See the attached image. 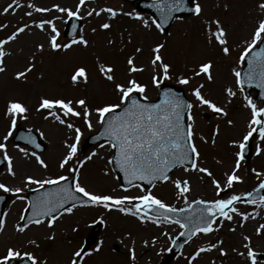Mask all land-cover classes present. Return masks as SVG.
I'll return each instance as SVG.
<instances>
[{"label": "rangeland", "instance_id": "rangeland-1", "mask_svg": "<svg viewBox=\"0 0 264 264\" xmlns=\"http://www.w3.org/2000/svg\"><path fill=\"white\" fill-rule=\"evenodd\" d=\"M11 0H0V11L6 7ZM25 5L15 11L0 15V24L7 27L0 29V39L6 38L17 26L32 23L39 19H52L60 35L57 38L59 44L70 43L72 39H78L80 35L88 41L87 46L73 45L67 50H52L48 40L51 35L50 28L41 31L34 26L26 29L17 40L4 46L8 53L3 58L4 72H0V142L6 134L10 120L5 116L6 105L9 100L19 101L28 109L27 119L17 117L19 125L13 129V134L18 128L32 129L45 143L43 152L37 153L48 165L42 168L36 163L35 158L30 155L33 152L29 147L20 145L11 140L6 143L8 156L12 158V167L15 176L9 175L7 161L0 169V183L9 188H24L26 176L37 179L54 178L59 175L70 176L68 167L76 165L78 160L96 152L90 161H85L80 168V182L90 192L97 194H110L113 196L139 195L140 189L129 188L127 192L120 186L119 181L108 163L112 155V149L107 143L92 145L81 153L88 135L98 130L99 125L95 123L96 117L93 113V129L91 131L80 119L71 122L81 129V138L78 144L77 156L66 166L65 169L58 167V162L66 153L65 142L72 143L74 132L62 125L56 124L51 118L44 119L46 112H38L39 101L42 97L85 99L90 108L107 102H116L117 96L113 92L112 82L105 80L98 66L100 64L114 67L116 83H124L129 78L127 72V59L131 56L137 67H142L143 72L133 73L131 78L146 85L145 95L149 100L157 96L158 89L151 84L153 68L150 64L152 59L151 49L157 44H163L160 55L163 62L171 66V79L162 82L172 83L182 87L189 102L193 100L191 90L200 83L204 84L202 92L205 96L218 106L224 107L227 116H219L206 108L193 109L195 118V139L197 149L200 152L198 166L206 167L212 172V177L190 171L185 173L183 168H177L170 173L171 179H187L190 182L191 191L186 193L189 202L195 199L206 201L218 198H227L232 194H243L249 191L264 175L257 177L252 171L264 174V141H260L258 133L249 140L250 158L248 161L241 160L237 175L243 180L242 183L234 184L230 189H225L219 196L211 183L215 178L224 186V174L234 167L235 155L238 148L232 142L239 141L247 131L250 119V110L245 106L244 96L253 97L255 92L247 94L240 93L234 84L232 69H240L236 61L239 53L251 40V35L259 19L264 18V13L258 5L264 0H195L201 5L202 12L199 16L189 15L180 20L174 19L169 26L168 32L163 33L152 27L145 29L142 24L124 15V13L137 12L130 4L123 0H86L80 9L81 24L74 38H63V30L67 20L65 13L57 12L53 5L69 8L75 11L79 0H18ZM33 3L38 7L52 9L47 13H35L32 17L24 15L29 9L27 3ZM112 8L119 14L110 18L107 13L100 16H88L87 13L93 9ZM145 19L152 18L147 14L139 13ZM219 20L227 32L228 47L230 55L225 57L219 50L220 46L215 42L212 33L216 26L211 22ZM110 23V29H102L100 25ZM95 29V31H93ZM111 41V43H109ZM44 46L43 51L38 45ZM139 47L141 52L135 49ZM211 61L213 67L211 73L212 82H208L203 76L195 77L189 85H180L176 78L180 75L191 76V70L198 68L199 64ZM31 64L32 70L25 77L16 79V73L24 71ZM86 70V82L81 80L77 84L71 82V75L77 68ZM232 87L237 95L230 99L225 94V88ZM258 107H264L260 101L256 102ZM228 120L232 124L227 123ZM219 132L213 135L216 127ZM43 133V136L40 134ZM203 137V142L200 138ZM213 139L215 144L212 143ZM104 144V147H100ZM261 148L259 155L256 154L257 146ZM26 148L29 155L18 150V147ZM3 158V153L0 152ZM35 185L29 188H35ZM29 188H24L19 194L7 192L8 199L3 207L6 224L0 231V256L5 254L8 247H12L21 253L31 252L39 259L46 260L47 264H69L71 254L80 249L87 233L94 225L93 221L101 218L104 223L97 232L96 238L86 252L92 253L85 256L82 264H188L189 258L199 247H207L209 243L223 241L221 248L227 253L221 256L219 248L210 252L202 253L193 264H250L246 257V249L243 247L245 241L243 236L251 238V247L257 254L264 255V232L256 234V228L264 224V209L255 208L253 205L239 203L236 207L242 212H251L256 215L255 219L249 218L241 221L239 216L233 217V221H221L218 219L214 227L219 230L208 235H197L183 245L182 250L174 258L166 256L165 249L170 245L172 239L180 232L175 224L160 223L159 226L151 222L141 224L136 218L125 215L118 211H106L102 207L91 205H78L72 214L60 215L53 228H48L46 222L40 226L31 225L24 233L15 230V225L21 223L20 217L24 212L27 201L17 199V195L25 194ZM150 190L154 195L165 203L180 208L185 206L183 198L177 199L174 185L169 182H157L155 187H142ZM2 190H0L1 192ZM3 192V191H2ZM6 214V215H5ZM243 223V227L240 224ZM76 228L77 231H73ZM234 228L235 231H230ZM48 236H54L49 240ZM35 241V244L30 243ZM100 246L98 252L93 250ZM129 249H133L135 260L130 259ZM235 249V251H233ZM244 252L245 256L238 253ZM257 264H264V259L257 258Z\"/></svg>", "mask_w": 264, "mask_h": 264}, {"label": "snow or ice", "instance_id": "snow-or-ice-1", "mask_svg": "<svg viewBox=\"0 0 264 264\" xmlns=\"http://www.w3.org/2000/svg\"><path fill=\"white\" fill-rule=\"evenodd\" d=\"M86 0H79L76 5L75 11L69 8L53 5L57 12L65 13L69 18H81L80 9L84 6ZM191 7H186V0H152L148 7L155 10L158 14V19L151 20L145 19L139 13H124L139 21L145 29H155L163 31V25L169 21L182 19L178 13L190 12L194 16H199L202 12L201 5L195 0H191ZM25 7L18 2V0H11V2L0 11V15L15 13L16 10ZM26 7L29 9L25 11L24 15L32 17L35 13H47L52 9L38 7L33 3H27ZM258 8L264 13V2L258 5ZM101 13H107L110 18H115L119 13L112 8H101L98 11L93 9L87 13L88 16H100ZM216 26V31L212 33L215 42L220 46L219 50L227 57L230 55V48L228 47L227 32L221 25L219 20L211 22ZM35 27L41 31H45L46 27L50 28L51 35L48 43L52 50H67L73 45L87 46L88 41L83 35L78 39L74 38L70 43L59 44L57 38L60 35L52 19H39L32 21V23H25L22 26H17L6 38L0 39V72H4L3 58L8 54L4 51V46L10 42L17 40V38L31 27ZM6 24H0V29L6 28ZM102 29H110V23H103L100 25ZM75 30V26H73ZM95 31V29H93ZM111 43V41H109ZM264 18L259 19L256 27L254 28L251 40L246 44L243 50L239 53L237 58V65L240 69H232L234 76V84L243 94L244 86L247 84L249 87L255 86L264 90ZM40 51H43L42 44L37 46ZM163 44H157L151 49L152 59L150 64L153 68V75L151 76V84L157 89L160 88L162 81L171 79L170 68L171 66L163 62L160 55ZM258 49V50H257ZM137 53L142 49L137 47ZM127 72L129 78L124 83H116L114 72L115 69L111 65L100 64L98 71L102 77L108 82L113 84V92L117 96L116 102H107L90 108L85 99H77L75 101L63 98H46L42 97L39 101V106L36 109L38 112L44 111L47 115L44 116L45 120L52 119L56 124L66 127L68 130L74 132V140L72 143L65 142L66 153L58 162L60 169H65L74 158L77 156L78 144L81 138V129L76 127L73 119L82 120L83 124L89 131L93 129L92 116L95 114V123L99 125L98 134L96 139L104 138L108 146L112 149V155L108 159L109 164L119 169L123 174L125 183L130 188L140 189L139 195H123L113 196L110 194H97L90 192L80 182V168L84 165L85 161H90L97 153L93 152L91 155L86 156L83 160H78L76 165L68 167V172L71 174V184H62L68 181L69 176L59 175L54 178L37 179L32 176H26L24 179V188H29L35 185V188H29L30 191L40 192L32 201L26 205L25 211L31 208L32 214L27 217L26 223H18L15 225V230L19 233H24L31 225L40 226L46 222L48 228H53L55 222L60 215L64 213L72 214L74 209L80 205H91L102 207L106 211H118L125 215L136 218L141 224L151 222L159 226L160 223L175 224L180 229L185 230L188 234V239L191 240L197 235H208L219 230L222 226V221H233V217L239 216L241 221H247L249 218L255 219L259 213L242 212L236 205L239 203L253 205L255 208L264 209V195H261V190H264V179L259 180V183L251 191L243 194H232L227 198H218L211 201L202 199H195L191 202L188 201L186 193L191 191L190 182L187 179H171L170 173L172 170L180 167L184 172L194 171L212 177V172L206 167L198 166L200 159V152L194 142L195 139V118L193 109L206 108L212 113L219 116H227L224 107L218 106L217 103L207 98L202 92L204 84L200 83L191 90L192 101H186L184 98L178 96L170 89L164 90L160 93L157 102L149 101L146 92V85L138 80L131 78L133 73L143 72L142 67H137L134 63V58L129 57L126 61ZM246 64V68L244 65ZM213 65L211 61L199 64L198 68L191 70L192 75H180L176 78V82L180 85H189L191 80L195 77H205L208 82H212L213 76L211 73ZM32 70L31 64L24 71L16 73V79L26 76L27 72ZM71 82L75 85L81 80H87L86 70L83 67L77 68L70 77ZM225 94L230 99L235 97L237 93L233 91L232 87L225 88ZM245 106L250 110V119L248 121L247 131L242 135L241 140L233 141L234 147L238 151L234 153L235 162L234 167L228 173L224 174V186L215 178H212L211 183L216 190L217 196L225 189H230L234 184L242 183L243 180L236 173L240 169L241 160L244 159V151L247 143L253 138L254 134L258 133L260 141H264V107H258L249 96H244ZM28 109L19 101L9 100L5 116L9 118L10 124L6 134L3 135V141L6 142L13 135V129L16 127L17 117L20 119H27L26 113ZM229 125L232 124L228 120ZM31 131V130H29ZM219 132L217 126L213 135ZM43 136V133L40 134ZM27 144L32 145L34 148H39L40 145L36 142V138L29 135L22 137ZM203 142L204 138H200ZM0 142V152L3 153V159L7 161L9 175L15 176L12 167V158L8 156L6 151V143ZM215 144V140L212 141ZM18 150L29 155L26 148ZM100 147H104L101 144ZM259 145L257 146L256 154L261 152ZM30 155L35 158L37 164L42 168H47L41 156L35 151ZM259 178L262 173L252 170ZM135 181H143L146 184H151L155 187L156 183L169 182L174 185L177 192V199L183 198L185 207L177 208L170 204L165 203L162 199L154 195L150 190L142 188L139 183ZM46 186H56L52 190H47ZM24 188L16 187L9 188L3 183H0V190L3 192H12L19 194L24 191ZM43 190V191H40ZM125 192L129 188H123ZM84 198V199H82ZM17 199L25 200L22 195H17ZM66 205H70L67 206ZM196 205L198 207H193ZM184 214L183 221L178 218ZM6 215V214H5ZM221 224L217 227L214 225L217 220ZM21 221L25 220L22 214ZM96 223L97 221H93ZM99 223H104L101 218ZM6 221L4 217H0V231L5 228ZM243 227V223L240 224ZM73 231H77L73 228ZM185 231H181L180 235H185ZM230 231H235L231 228ZM264 232V224L256 228V234L261 235ZM49 240H54V236H48ZM245 241L243 247L246 249V257L250 264H257V253L252 249L251 238L247 235L243 236ZM35 244V241H30ZM223 241L209 243L207 247H199L189 258L188 264H193L202 253L210 252L219 248L221 256H226L227 253L220 245ZM100 246L93 250L98 252ZM235 251V249H233ZM130 259L135 260V253L133 249H129ZM92 253L84 252L83 249H76L71 254L69 264H82L84 257ZM245 256L244 252L238 253ZM27 259L30 264H47L46 260H42L34 256L31 252L21 253L12 247L6 249L5 254L0 256V264H11V261L17 259Z\"/></svg>", "mask_w": 264, "mask_h": 264}, {"label": "water", "instance_id": "water-1", "mask_svg": "<svg viewBox=\"0 0 264 264\" xmlns=\"http://www.w3.org/2000/svg\"><path fill=\"white\" fill-rule=\"evenodd\" d=\"M128 1H131L133 6L137 10L144 11V12L148 11L154 18L158 19V14L155 12V10L150 8V7H148V5L152 3V1H147V0H128ZM186 7H191V0H186ZM189 14H190V12H183V13H178L176 15L181 16V15H189ZM170 22L171 21H169L167 24L163 25V30L164 31H167V28H168V25L170 24ZM78 25H79V21H77V19H75V18H71L68 21V24H67V27H66V31H65V35H67V36L74 35L76 30H77ZM73 26H75V30H73ZM260 47H264V44L260 45ZM244 67L246 68V64L244 65ZM168 89H170L171 91L175 92L178 96H180V97H182V98H184L186 100V98L184 97V94H183L181 89H176L174 86L163 84L161 86L160 90H159V95H158L157 100L152 101V102H157L159 97H160V93L163 92L164 90H168ZM244 89L247 90L248 92L251 91L252 89H255L257 91V96L254 98V100L256 101L258 99H261L262 101H264V90H262L260 88H257L254 85L249 87L247 84L244 86ZM97 134L89 137L86 146H89V145H91L93 143H96L98 141L105 140L104 138L96 139L95 137L97 136ZM29 135H31V136L36 138V142L40 145L39 148H34L32 145L27 144L26 141L24 139H22V137H26V136H29ZM15 140L19 141L21 143L29 145L30 147H32L36 151H42L43 148H44V145L38 141L37 135L35 133H33L32 131H29V130H19L17 136L15 137ZM244 155H245L246 158H248V147L247 146H246V149L244 151ZM1 164H2V161L0 159V165ZM113 168L115 169L116 173L118 174L122 184L124 186H128L125 183V181H124L123 174L119 171V169H117L114 166V164H113ZM134 183H141V184H144L146 186L151 185V184H146L143 181H135ZM62 184H69L70 185L71 184V179H69L68 181L62 182ZM55 187L56 186H49V187H46V189L47 190H52ZM40 191H43V190H40ZM263 192H264V190H261L260 194L262 195ZM39 194H40V192H32V193H30L27 196L28 201H32ZM5 200H6V196L0 195V217H1V210H2V207H3V203H4ZM67 206L68 205H66V207ZM193 207H198V206L193 205ZM31 214H32V210H31V208H28L27 212L25 214V220L23 221L24 223L27 222V217L30 216ZM183 216H184V214H181V216L178 217V218H180L183 221ZM98 227H99V225H97L96 229H94V231L89 235L83 250H85L87 248L88 244L93 240L94 234H95V232H96ZM183 231H185V230H183ZM187 240H188V234L185 231V235H183V236L179 235L177 237V239H175V242H174L172 248L168 251V253L174 255L180 249L181 245L184 242H186ZM11 264H30V262L27 261V259H22L21 261H11Z\"/></svg>", "mask_w": 264, "mask_h": 264}]
</instances>
